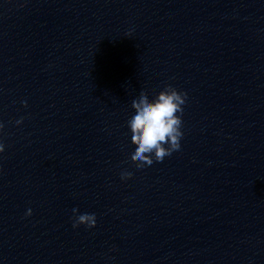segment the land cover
Segmentation results:
<instances>
[{
  "label": "clouds",
  "instance_id": "1",
  "mask_svg": "<svg viewBox=\"0 0 264 264\" xmlns=\"http://www.w3.org/2000/svg\"><path fill=\"white\" fill-rule=\"evenodd\" d=\"M186 99L187 93L167 85L152 99L146 92L141 91L139 97L132 101L131 107L135 114L127 121V126L131 133V143L136 146L130 159L137 169L151 168L154 163L162 162L165 157L180 150V141L183 137L182 106ZM16 123H22V119ZM3 127L4 125L0 123V130ZM4 151L5 145L0 142V153ZM131 175V172L125 170L121 173V179L127 180ZM72 212L73 228L85 225L91 229L96 226L95 214H80L77 208H73ZM31 214L32 210L28 209L26 215Z\"/></svg>",
  "mask_w": 264,
  "mask_h": 264
}]
</instances>
